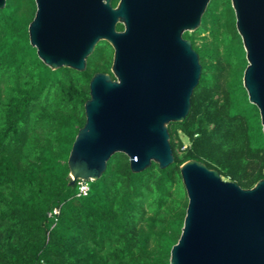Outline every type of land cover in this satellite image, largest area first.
I'll return each instance as SVG.
<instances>
[{"label": "trees", "instance_id": "16d2710c", "mask_svg": "<svg viewBox=\"0 0 264 264\" xmlns=\"http://www.w3.org/2000/svg\"><path fill=\"white\" fill-rule=\"evenodd\" d=\"M36 9L35 0L0 8V264H171L188 205L185 161L244 188L264 178L263 124L244 85L232 0H210L194 32L202 72L188 115L168 125L174 162L133 171L115 152L81 196L68 158L86 122L91 78L114 77V49L98 43L84 70L51 68L30 41Z\"/></svg>", "mask_w": 264, "mask_h": 264}, {"label": "water", "instance_id": "95a60500", "mask_svg": "<svg viewBox=\"0 0 264 264\" xmlns=\"http://www.w3.org/2000/svg\"><path fill=\"white\" fill-rule=\"evenodd\" d=\"M35 1L30 41L51 68L84 70L98 43L114 49V77L96 72L90 80L86 122L68 158L71 183L100 178L115 152L129 157L133 171L174 162L168 125L188 115L202 72L181 33L200 26L210 0ZM232 5L248 61L244 85L264 131V0ZM180 169L188 205L170 263L264 264V178L244 188L197 159Z\"/></svg>", "mask_w": 264, "mask_h": 264}, {"label": "built area", "instance_id": "2783aa9c", "mask_svg": "<svg viewBox=\"0 0 264 264\" xmlns=\"http://www.w3.org/2000/svg\"><path fill=\"white\" fill-rule=\"evenodd\" d=\"M90 190V184H89V180H85V179H78V192L77 195L81 196V195H86L88 194ZM59 209H55V213H58Z\"/></svg>", "mask_w": 264, "mask_h": 264}, {"label": "flooded vegetation", "instance_id": "af4514ba", "mask_svg": "<svg viewBox=\"0 0 264 264\" xmlns=\"http://www.w3.org/2000/svg\"><path fill=\"white\" fill-rule=\"evenodd\" d=\"M119 2V0H118ZM117 2V4H118ZM117 4L115 6H117ZM114 6V5H113ZM195 30L192 29H184L181 33V37L187 41H189L190 46L194 48L195 43Z\"/></svg>", "mask_w": 264, "mask_h": 264}, {"label": "rangeland", "instance_id": "374dc122", "mask_svg": "<svg viewBox=\"0 0 264 264\" xmlns=\"http://www.w3.org/2000/svg\"><path fill=\"white\" fill-rule=\"evenodd\" d=\"M181 137H182L184 143H185L186 145H188V144H189V139H188L184 134H181Z\"/></svg>", "mask_w": 264, "mask_h": 264}]
</instances>
